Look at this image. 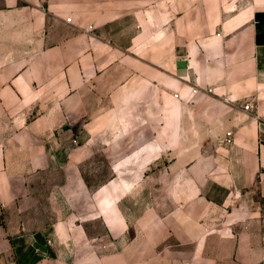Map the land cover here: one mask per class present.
<instances>
[{"label":"crops","instance_id":"0c3cea01","mask_svg":"<svg viewBox=\"0 0 264 264\" xmlns=\"http://www.w3.org/2000/svg\"><path fill=\"white\" fill-rule=\"evenodd\" d=\"M254 194L264 0H0V264H264Z\"/></svg>","mask_w":264,"mask_h":264},{"label":"rangeland","instance_id":"374dc122","mask_svg":"<svg viewBox=\"0 0 264 264\" xmlns=\"http://www.w3.org/2000/svg\"><path fill=\"white\" fill-rule=\"evenodd\" d=\"M103 164H104V156L101 153L95 155L92 162H89L87 164V168L85 170H86L87 176L89 177V181L91 182V187L93 188L98 187L97 184H94V182H99L102 179H106V170L105 169L98 170V167H97ZM253 197H254L253 199L255 200L257 207L261 208V210L264 213V201L257 194H254Z\"/></svg>","mask_w":264,"mask_h":264},{"label":"built area","instance_id":"2783aa9c","mask_svg":"<svg viewBox=\"0 0 264 264\" xmlns=\"http://www.w3.org/2000/svg\"><path fill=\"white\" fill-rule=\"evenodd\" d=\"M68 21H71V19H68ZM89 29H93V26H91ZM178 97V96H177ZM247 109L250 108V106H246ZM226 142L228 144H232L233 143V133L232 132H229L227 134V138H226ZM50 244L52 243L50 240L48 241Z\"/></svg>","mask_w":264,"mask_h":264}]
</instances>
